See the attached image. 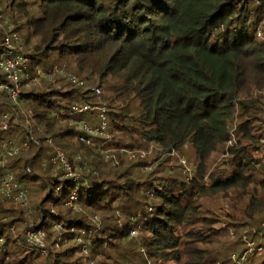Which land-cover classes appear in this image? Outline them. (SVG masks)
Segmentation results:
<instances>
[{"label": "trees", "instance_id": "obj_1", "mask_svg": "<svg viewBox=\"0 0 264 264\" xmlns=\"http://www.w3.org/2000/svg\"><path fill=\"white\" fill-rule=\"evenodd\" d=\"M3 21L31 49L24 53L30 79L37 69L58 67L80 84L62 76L38 77L41 90L21 83L19 105L32 104L35 130L30 136L24 130L18 146L28 149L10 158L0 176L12 173L35 203L28 213L0 196V264H96L82 253L111 261L120 246L136 240L144 264H214L212 247L227 232L206 202L250 188L264 191V0H0V55ZM73 106L88 109L73 113ZM102 107L109 139L71 124L100 126ZM17 114L18 106L0 91V116L9 117L0 142L21 129ZM150 148V162H132L141 168L136 174L152 168L143 181L130 166L110 163ZM184 149L194 162L170 167ZM57 151L75 178L65 176ZM107 151L110 162L103 160ZM214 158L221 165L210 171ZM176 169L190 175L184 179ZM157 171L178 179L155 180ZM251 202L249 228H259L264 222L254 217ZM28 226L45 231L44 251L23 237ZM243 255L229 264H252L260 256L264 264V234L256 251Z\"/></svg>", "mask_w": 264, "mask_h": 264}, {"label": "rangeland", "instance_id": "obj_2", "mask_svg": "<svg viewBox=\"0 0 264 264\" xmlns=\"http://www.w3.org/2000/svg\"><path fill=\"white\" fill-rule=\"evenodd\" d=\"M3 26H6V35L9 33H12V27L10 25H8V23H6V21H3ZM5 35V36H6ZM14 34L12 33L11 36H13ZM16 36V41H15V46L16 48H18V50H20L22 53H26L25 51H30L31 49H28L27 46L25 49L23 42L21 41L23 39H21L19 36ZM32 69V65L29 62L28 64V72ZM71 74V73H69ZM72 75V74H71ZM74 76V75H73ZM77 78V77H76ZM95 84L98 85L97 82L92 83L90 82V85ZM29 85L32 88L38 89L43 87V81L42 80H38V85H33L30 84ZM65 85V84H64ZM94 85V86H95ZM104 91V90H103ZM105 93V92H104ZM31 107L32 104L29 101H23L20 105H18V116H20V120H21V129L18 131H11L10 136H7L6 141L8 142V140L10 139V141H12L13 144L18 146V143L23 141L25 138V132L26 128H29V136L31 135V133L34 132L35 127H34V122L32 120V115H31ZM62 114H64L63 111H61ZM55 116H57V112L54 114ZM3 116V115H2ZM0 116V118L2 117ZM60 121H62V119H59ZM99 125L96 127L98 128ZM34 136V134H33ZM9 138V139H8ZM90 141V146L91 145H98V142H94L91 140ZM144 147H141V149ZM112 152L107 151L106 153H104L103 156V160L104 162H110V160H112V165L116 166V168H120V167H126L130 166L132 169V173L136 174L137 171H139V169H141L140 167L135 166L136 164L132 163L135 161H145L146 158H148L149 160H147V162H150L152 160V158L155 157V153H154V149L150 148L148 151H135L133 153H128V152H124L125 153V157L122 158L121 161H118V159L115 157H112V159H110V157H108L107 155H111ZM183 156L184 157H176L174 156V159L168 163L170 165V167L175 168L176 166V162L180 163V166L182 167H189V161L190 164L192 162H194L193 159V153L191 152V150L189 149H184L183 150ZM32 155V153H31ZM175 158L177 159V161H175ZM41 161V160H40ZM143 161V162H144ZM185 161V163H184ZM221 160H218L216 158H214L210 164H208V168L210 169V171H213L214 169H216L218 166L221 165ZM43 163H44V159H43ZM101 169H104L103 165L101 164ZM141 166V165H139ZM78 168H76L77 170ZM112 169V168H111ZM152 169V168H151ZM150 168H144L142 170V172H138L139 174L137 175V181H143V178L141 177H147V175L150 173L151 171ZM107 171V169H105ZM177 171L180 172L181 176L185 179L187 176H189L190 174L187 171L184 170H179L176 169ZM175 170V171H176ZM152 172V171H151ZM76 175L78 176V173H76ZM168 176H172V175H168L167 172H160L157 171L155 172V175L153 176L155 180H158L160 178H167ZM178 179V177L176 176H172ZM36 186V185H35ZM252 188L249 189L248 194L244 195V193H235V194H230L226 197H214L211 198V200H208L206 202V204H208L209 209L213 210L214 213L217 214V216L219 217V221H220V226L224 227V231L227 232L225 239L219 241L217 244H215L212 247V251H214L215 255L216 253H218L215 257H216V262L214 264H229L230 261L232 260H237V256L239 254H241L243 252V254L246 252L247 255L256 251L257 248V244H258V240L263 236L264 234V225H261L259 228L254 227V228H249L251 227L250 224H254L252 220H248L247 218V212L250 210L248 209V207H250L249 205L252 203L251 202V198L253 199V204H252V208L253 211H255L253 213L254 217L256 219L259 218L260 222H264V191L262 189H256V190H251ZM31 191H29V199H30V209L33 208V203H35L34 201H32L31 198ZM42 195H40L41 197ZM137 197L138 200L142 201L143 200L140 198V192L138 191V193L135 195ZM136 210L135 207H130V211L131 213L134 212ZM32 214H33V210H31ZM217 218V217H216ZM32 219V218H31ZM100 219H94L93 221L98 225ZM247 221V222H246ZM30 222V221H29ZM246 222V223H245ZM257 222V221H256ZM249 223V224H247ZM125 224V223H123ZM230 224V225H229ZM101 226V225H100ZM120 227H123L120 226ZM97 228H101L99 226H97ZM56 239V237H55ZM134 239V238H133ZM58 240V239H57ZM141 243L139 240L136 241H132V245L131 244H123L122 246H120V254L118 256H114L112 255V260H107L109 259L108 256L106 257H99L96 256V258L94 259L93 257H90L91 255L89 254V251L87 250L86 252L82 253L83 257H88L91 258L94 263H101V264H144V260L143 258H145L144 254L142 251H140V247ZM258 251V250H257ZM130 260L129 262H126V260ZM231 259V260H230ZM100 260V261H99ZM146 261H148L146 259ZM262 261V256L260 257H256L252 264H260V262ZM237 262V261H236ZM83 263L86 264V261L83 260Z\"/></svg>", "mask_w": 264, "mask_h": 264}, {"label": "built area", "instance_id": "obj_3", "mask_svg": "<svg viewBox=\"0 0 264 264\" xmlns=\"http://www.w3.org/2000/svg\"><path fill=\"white\" fill-rule=\"evenodd\" d=\"M260 36V33H258ZM16 36L11 34H7L3 39V52L0 55V71L5 76V83L0 84V91L3 92L9 102L14 105H19V98L21 95V83L24 80H28L30 84L38 85V77H41L44 81H51L55 76L65 77L68 81L73 84H80L78 79L71 75L66 74L63 69L55 67L48 73H43L39 69L36 71V75L38 77L29 78L28 74V64L29 58L26 54L22 53L15 46ZM97 95H100L99 90H95ZM88 109L87 106H73L71 107V111L73 113H83ZM100 114V126L98 128H92L87 123L72 120L71 124H74L80 131L85 133L87 136L96 137V136H104L105 139H109L107 134H104L106 130L107 123L104 116V107L101 109ZM15 124H19V116L18 114L15 116L14 120ZM9 129V117L8 115H3L0 118V131H8ZM26 130L29 132V128ZM81 141L90 145V141L85 138H81ZM51 143L50 140H48ZM28 149L27 143L22 144L21 146H17L11 142H0V168L3 167L10 158L17 156L20 152L26 151ZM56 160L61 163L63 171L66 173L65 176L68 178H75V174H73L70 165L67 163L65 157L60 151L56 152ZM75 180V179H74ZM0 196L5 201H13L19 203L21 207L25 208L28 213H30V202L28 198V194L26 190L22 189L19 184H17L14 180L12 173L5 172L0 176ZM75 198L72 196L70 198L71 203ZM14 232V228L10 229ZM61 224L54 225V231L57 234L62 232ZM137 235V230H132L130 232V237H135ZM23 237L26 239L28 243L32 246L36 247L44 251L46 247V233L43 229L34 228L32 226H28L23 231ZM3 245V240L0 239V251ZM247 253H244L242 260H244ZM90 264H93L92 262Z\"/></svg>", "mask_w": 264, "mask_h": 264}]
</instances>
